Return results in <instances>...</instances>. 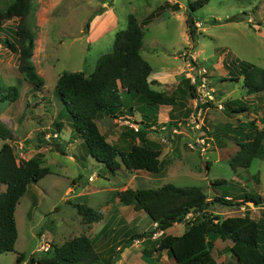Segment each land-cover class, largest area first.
<instances>
[{"label": "rangeland", "instance_id": "374dc122", "mask_svg": "<svg viewBox=\"0 0 264 264\" xmlns=\"http://www.w3.org/2000/svg\"><path fill=\"white\" fill-rule=\"evenodd\" d=\"M28 1L30 10L24 25L34 36L32 63L44 86L40 91H34L23 80L18 69V55L6 45V42L15 44V29L21 21L13 18L4 22L0 26V96L6 95L4 89L9 86H14L19 95L16 101L0 102V121L13 133V140L7 143L13 148L17 160L31 159L40 151L41 167L50 172L37 183L30 184L19 200L15 210L18 233L15 250L1 254L0 264H16L17 255L22 253L26 259L46 257L51 245L60 246L80 235H86L92 241L101 259L97 264H175L164 252L154 253L153 246L142 241H135L132 248L120 253L116 250L120 243L123 245L125 237H112L113 232H110L107 238L111 243L101 241L97 234L100 226L112 223L117 214L127 224L126 231L130 233L154 228L144 212L134 213L131 206L123 208L114 197L115 193L126 189H157L172 184L199 187L208 200L218 196L228 197L231 203H240L244 193H254L264 199V156L254 159L247 169L234 171L228 165V160L239 150L237 141H242V137L251 131L249 123L254 122L258 131L264 126V95H248L241 79L237 82L230 80L232 73L229 72L234 62L264 69V0H210L194 14L195 41L188 35L185 19L188 4L197 0ZM11 2L0 0V10ZM175 4L180 6L177 11L173 7ZM105 7L112 9L117 18L116 25L102 29L97 37H90L85 25L88 22L90 27L92 19L99 16L95 14L103 13ZM129 15H133L139 24L150 21L142 25L140 53L153 69V78L162 79L176 73L181 75L179 81L188 80L190 69L186 65L193 63L194 59L200 69L207 70L211 79L214 104L204 108L200 129H191L187 125L192 116L196 118L193 115L194 99L190 101V117L185 121L178 119L182 121L179 127L170 113H162L164 118L160 116L159 126L150 128L143 122L141 127L138 126L139 131L149 129L148 133L154 136V141H149L160 148L163 169L158 174L128 171L123 167L112 174L88 153L83 143L81 149L72 152L67 143L78 144L80 139L71 132L70 117L62 112V103L55 92L59 75L83 72L87 76L93 71L99 57L112 51L115 34L126 28ZM233 17L239 21L229 22L228 19ZM123 97L124 106L120 111L127 112L132 108L133 113L139 114L142 108L151 114L145 105L135 102V98ZM219 104L220 110L216 107ZM239 106L246 107L247 111H230ZM59 121L63 127L57 137L55 123ZM97 122L103 131V122ZM239 125L245 128H238ZM240 132L243 136L238 134ZM205 133L210 134L213 142L206 152L199 154L196 139ZM116 142L117 148L123 149L120 141ZM2 143L0 140V147ZM50 146H58L64 154L50 150ZM206 163H209L208 169ZM218 179L226 184L211 187L210 183ZM74 203L101 211L107 205L102 221L86 225L77 215ZM212 208L222 218L243 216L247 212L251 219L264 223V204L260 207L250 203L238 207L215 205ZM190 218L188 216L187 221ZM184 230L183 224H175L164 234L178 236ZM160 235H154L152 242ZM230 244V241L221 240L213 244L212 255L218 264H235L228 251ZM144 248L151 253L146 260L141 255Z\"/></svg>", "mask_w": 264, "mask_h": 264}, {"label": "trees", "instance_id": "16d2710c", "mask_svg": "<svg viewBox=\"0 0 264 264\" xmlns=\"http://www.w3.org/2000/svg\"><path fill=\"white\" fill-rule=\"evenodd\" d=\"M210 0H197L187 6L185 24L192 41L196 38L195 12L204 7ZM175 11L179 9L174 6ZM30 10L28 0H12L4 9L0 10V26L13 18L21 22L15 29V44L6 42L10 50L18 55V69L21 77L29 83L34 91H40L44 82L37 74L32 63L34 36L24 25V19ZM99 15V13L95 14ZM229 22L239 21L236 17L229 18ZM150 22V21H148ZM145 22V23H148ZM142 22L139 24L133 15L128 16V23L124 30L115 34L112 51L97 60L93 71L89 75L83 72L63 73L55 83V92L62 103V112H66L71 120V132L80 139L88 153L106 169L114 174L121 167L128 171H145L158 174L163 169V162L159 159L160 148L155 142L144 138L145 130L133 132L137 144H132L127 151H121L115 145L107 142L100 133L96 119L99 114L116 118L119 109L124 106V96L135 98L136 102L145 105L151 112H140L142 117L149 119L145 126H155L157 108L159 106L175 105V96L153 89L155 82H149L151 67L140 53L143 45ZM88 22L85 30H88ZM230 80L241 79L242 86L248 95H264V69L249 63L234 62ZM186 96L194 99L195 87L188 80H180ZM6 95L0 96V102H13L18 98V91L14 86L4 89ZM212 106V104L204 105ZM132 112V108H128ZM229 108H227V111ZM231 112L247 111L239 106ZM175 123V122H174ZM175 124H170L173 126ZM61 121L55 123V135L58 137L62 130ZM238 128H245L239 125ZM250 132L237 141L239 150L228 160L232 170L247 169L254 159L264 156V126L258 131L254 122L249 123ZM239 132V130H235ZM205 135H207L205 133ZM210 136V134H209ZM211 137V136H210ZM0 140L4 143L0 147V255L13 252L18 233L15 222V210L19 200L25 194L27 187L37 183L49 174V169L41 167L42 154L39 152L31 159L17 160L13 148L8 141L13 140L12 131L0 121ZM42 143H44L43 140ZM50 150L64 154L58 146H50ZM207 169L209 163H206ZM218 179L210 183L211 187L225 185ZM4 187V190H2ZM121 205L131 206L135 211L144 212L155 227L142 233H130L123 245L119 244L116 253L129 248L135 241H142L153 246L154 253L164 252L168 259L175 264H218L212 255L213 244L217 240L230 241L228 251L235 260V264H264V223L255 221L245 212L243 216L220 217L212 207L246 206L254 207L264 204V199L254 193H244L240 203H231L228 197L209 198L199 187H178L165 184L157 189H126L115 193ZM77 215L86 225L100 223L103 218L101 210H93L85 205L73 204ZM218 209V208H217ZM191 218L187 221V217ZM175 224H183L185 230L181 235H165L164 232ZM160 237L151 241L154 235ZM121 246V247H120ZM46 252L48 256L40 259L30 257L26 259L24 253L18 254L16 264H97L100 255L95 250L92 241L86 235L75 237L60 246L51 245ZM146 260L151 253L141 250ZM113 259V258H112ZM118 259H116L117 261Z\"/></svg>", "mask_w": 264, "mask_h": 264}, {"label": "crops", "instance_id": "0c3cea01", "mask_svg": "<svg viewBox=\"0 0 264 264\" xmlns=\"http://www.w3.org/2000/svg\"><path fill=\"white\" fill-rule=\"evenodd\" d=\"M178 7L180 9V6H178ZM104 9L105 10L103 11V13L99 14V16H96L95 18L92 19V23L90 24V27H89V35L91 34L90 37L91 36L97 37L99 35V32L102 29L107 30V29L113 28V26L115 27L117 18L114 16L112 9H109V8L106 9V7ZM110 20H112V24L111 23L109 24ZM95 34H97V35L95 36ZM223 67L225 68V66H223ZM151 70L152 71H151V74H150L148 80H149V82H155L156 83V86L153 87V89L155 88V90H157V89L161 90L163 88V90H161L160 92H165V93L170 94V95L173 94L175 96V100H176L175 101L176 103L173 107L162 105V106H159L157 108L158 113L156 116V125L155 126L160 125L159 124V122L161 121L160 116H162L164 118V116H163L164 114H162V113H167L168 115L170 113V116H172V119L175 122H177L178 119L185 120L186 118H189L190 114H191V109H192L190 101L192 102V99L186 100L187 94L185 92V89H184V87H181V85H179V82H180L179 79H180L181 75L176 74V73H172L166 77H162V79H160V78L157 79L156 77L153 78V76H154L153 75L154 74L153 69L151 68ZM159 90H157V91H159ZM137 109L138 108H136V110ZM140 110H141L140 112L144 113V111H142V108H140ZM159 111H160V113H159ZM140 112L138 114L137 112L133 113V112H130L129 110H127V112L119 110V112L116 114V118H110L104 114H102L100 116L98 115L99 118L97 117L96 122L98 120L102 121L104 124V127H103L104 129L102 131L101 127H99V122H97L98 123L97 127H98L100 133L106 138L107 142H109L110 144L115 145L117 147L118 143L116 142V140L120 141V143H121L120 146L123 147V149H120V150L121 151H127L132 144H137V142H138L137 139L135 138V135L133 134L134 130L132 129V127H135L138 129V126L141 127L142 122L143 123L149 122V119L142 117ZM150 128H154V126H152ZM144 130H145L144 138L147 141H149V140L154 141L153 140L154 136L151 133H148L149 129H144ZM150 130H153V129H150ZM70 138H73V136L71 135ZM132 138H133V141H132ZM75 142H76V140H75ZM82 146L83 145H82L81 141H79L78 144H76L74 142L73 143H70V142L67 143V147H69L72 150V152L79 149V147L81 149ZM24 160H27V159H24ZM122 207L123 208H129L130 206H122ZM104 208L102 210L103 215H104ZM139 212L142 213L141 211H135L134 210V213H139ZM122 220L123 219L119 218V214H117L113 218L112 223H109V224L105 223L102 226H100L99 232L97 234L101 236L102 242L104 241L105 244L111 243V239L107 238V236H109L110 232H113L112 237L122 236V237L127 238V236H129L130 231H126L127 224ZM151 225H152V227H155L154 224L151 223ZM114 226H116L118 228L116 229V228H114ZM151 241H152V239H151ZM230 246H231V244L228 247H230ZM130 248H132V246ZM130 248L123 249V251L128 250ZM117 250H118V248H117ZM138 264H141V263H138ZM145 264H148V263H145Z\"/></svg>", "mask_w": 264, "mask_h": 264}, {"label": "built area", "instance_id": "2783aa9c", "mask_svg": "<svg viewBox=\"0 0 264 264\" xmlns=\"http://www.w3.org/2000/svg\"><path fill=\"white\" fill-rule=\"evenodd\" d=\"M185 55V54H184ZM186 66L190 69V72L188 73V80L190 82V85L195 87L196 96L194 98L196 105H195V113L193 114L195 117H191L190 122L187 124L191 127V129L196 128L200 129L202 126V122L200 120L204 105L208 104H214V97H213V90L210 87V78L208 76V72L206 69L199 68L198 64H196L195 60L193 59V63H188ZM219 110L221 109V105L216 106ZM185 121V120H184ZM177 126L179 127L182 123V121L176 122ZM134 132H137L138 129L135 127H132ZM210 136L202 134L199 136V138L196 139V150L200 153L206 152L209 148V144H212L213 139L211 140L209 138Z\"/></svg>", "mask_w": 264, "mask_h": 264}]
</instances>
